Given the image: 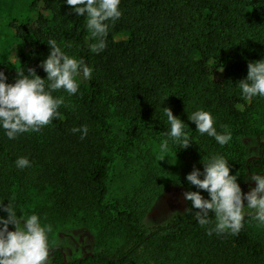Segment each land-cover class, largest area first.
<instances>
[{
	"label": "trees",
	"instance_id": "trees-1",
	"mask_svg": "<svg viewBox=\"0 0 264 264\" xmlns=\"http://www.w3.org/2000/svg\"><path fill=\"white\" fill-rule=\"evenodd\" d=\"M119 7L122 15L109 28L106 48L96 54L89 49L96 41L90 38L86 15L77 16L65 0H16L10 26L27 50L16 68L0 64L6 83H14L22 67L25 75L31 68L46 78L38 65L49 54V39L93 72L76 94L63 89L52 93L64 97L61 118L40 131L10 140L0 128V201L26 215L37 214L52 228L99 224L101 250L70 260L62 250H53L54 264H264V225L254 213L244 217L236 235H208L215 227L214 214L201 227L190 201L186 216L176 215L150 231L142 224L168 183L208 198L185 176L193 167L202 171V162L213 155L229 161L237 183L264 174L262 145L260 154L250 157L242 144L244 138L264 136V98L249 102L238 87L248 62L264 58V0H121ZM120 34L127 37L115 40ZM221 67L222 72L217 70ZM165 107L187 124L192 141L182 149L169 140V150L182 162L175 177L147 148L166 139ZM198 109L212 114L217 132H231L227 144L195 131L187 116ZM84 125L88 133L81 139L72 129ZM131 150L139 175L108 208L114 154ZM19 157H27L30 167L18 169Z\"/></svg>",
	"mask_w": 264,
	"mask_h": 264
},
{
	"label": "clouds",
	"instance_id": "clouds-1",
	"mask_svg": "<svg viewBox=\"0 0 264 264\" xmlns=\"http://www.w3.org/2000/svg\"><path fill=\"white\" fill-rule=\"evenodd\" d=\"M65 3L77 16L86 15L90 38L96 41L89 44V49L96 54L102 52L106 48L105 38L111 24L122 15L119 7L121 0H65ZM46 45L50 49L49 54L38 65L46 73V78H41L31 68L27 69L28 74L25 75L22 67L16 72L15 82L6 83V75L0 71V128L10 140L16 139L19 134L38 132L61 118L58 109L65 103L64 97H54L52 93L63 89L72 96L78 92L81 79L92 77L93 69L83 59L66 54L56 40L49 39ZM217 70L222 72L223 67ZM238 82L244 99L250 102L254 97L264 98V58L248 62L247 75ZM163 111L170 127L165 133L166 139L159 144L158 160L168 155L169 140L182 149L192 143L185 130L187 124L174 116L170 108L165 107ZM187 119L195 124V131L214 138L221 146L232 139L231 132H217L209 111L198 109ZM72 132H80L83 139L88 127L73 128ZM202 163L203 170L193 167L185 180L206 192L208 198L201 191H186L183 195L185 200L191 202L192 209H198L194 218L201 227L209 225V213L214 214L215 227L208 229L207 234L227 232L236 235L249 212H253V218L264 225V174H252L249 180L255 182V187L242 193L237 176L230 175L229 161L224 156L213 155ZM15 165L18 169H24L30 167V161L27 157H19ZM2 202L0 212L7 215L6 218L0 216V264H49V233L52 226L42 223L35 213L26 215L13 203L8 202L5 206ZM9 225L14 230L9 231Z\"/></svg>",
	"mask_w": 264,
	"mask_h": 264
},
{
	"label": "rangeland",
	"instance_id": "rangeland-1",
	"mask_svg": "<svg viewBox=\"0 0 264 264\" xmlns=\"http://www.w3.org/2000/svg\"><path fill=\"white\" fill-rule=\"evenodd\" d=\"M16 0H0V64H5L8 68L14 69L17 66L19 55L26 52V48L18 43L15 38L14 29L10 26L11 13L14 10ZM126 34L115 36V40H123ZM219 76V73L215 75ZM84 80L81 79L82 83ZM242 144L247 148L248 155L258 156L260 146L264 152V136L258 139L255 136L242 140ZM155 159H160L159 144H148ZM136 153L118 151L114 154L113 162L110 165L107 186L108 195L105 205L110 208L116 201L122 198L123 188H130L139 175V162L134 160ZM132 158V162H129ZM158 165L165 170L169 176H176L181 168L182 162L175 153L169 150L168 155L157 161ZM242 193H246L250 188L255 187V182L249 183L248 179L242 178L238 182ZM186 190L179 186L168 183L166 190L155 201L143 220V227L146 231L166 225L174 216H186L188 214V202L184 199ZM246 204V202H245ZM253 213V212H249ZM99 224L95 221L91 226H85L79 222H72L52 228L49 233V247L62 250L65 260L78 258L87 252L101 250L96 239L98 238ZM14 230L9 225V231ZM49 264H54L53 258H49Z\"/></svg>",
	"mask_w": 264,
	"mask_h": 264
},
{
	"label": "flooded vegetation",
	"instance_id": "flooded-vegetation-1",
	"mask_svg": "<svg viewBox=\"0 0 264 264\" xmlns=\"http://www.w3.org/2000/svg\"><path fill=\"white\" fill-rule=\"evenodd\" d=\"M53 250H60V249H57V248H50L49 258L52 257V251H53ZM64 259H65V258H64Z\"/></svg>",
	"mask_w": 264,
	"mask_h": 264
},
{
	"label": "water",
	"instance_id": "water-1",
	"mask_svg": "<svg viewBox=\"0 0 264 264\" xmlns=\"http://www.w3.org/2000/svg\"><path fill=\"white\" fill-rule=\"evenodd\" d=\"M88 255H90V253H88Z\"/></svg>",
	"mask_w": 264,
	"mask_h": 264
}]
</instances>
